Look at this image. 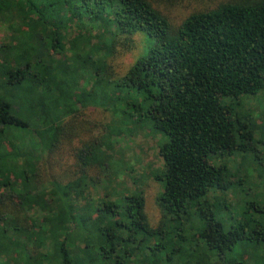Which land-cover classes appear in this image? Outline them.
I'll return each mask as SVG.
<instances>
[{"label": "trees", "instance_id": "1", "mask_svg": "<svg viewBox=\"0 0 264 264\" xmlns=\"http://www.w3.org/2000/svg\"><path fill=\"white\" fill-rule=\"evenodd\" d=\"M1 28L0 264H264V137L239 105L264 90V0H0ZM137 34L146 52L112 81L108 60ZM102 81L142 93L167 137L156 226L142 190L88 203L118 161L88 120L117 109Z\"/></svg>", "mask_w": 264, "mask_h": 264}, {"label": "rangeland", "instance_id": "2", "mask_svg": "<svg viewBox=\"0 0 264 264\" xmlns=\"http://www.w3.org/2000/svg\"><path fill=\"white\" fill-rule=\"evenodd\" d=\"M188 11V7L182 6L178 7V9H173L174 22L178 23ZM73 33H75V30L70 32L71 36ZM3 36L4 28H1L0 40ZM133 40L135 46L131 50L119 53L108 60V65L111 66L110 71H112L109 76L112 81L122 77L133 62L146 52L147 48H145L142 35L137 34ZM92 83V80L88 83L84 82L83 87L89 89ZM97 91L99 94H106L107 99L103 98L104 102L108 101L107 103L113 104V107L117 109L105 111L103 110L105 104L104 107L101 105L98 109H87V111L94 110L96 112H92L91 120L89 118L88 120L96 122L97 127L94 129V135L101 136L106 134L104 137L105 144L109 151L112 152V155L118 158V161H114L113 172L115 177L114 179L112 178L113 181L110 184L102 183L96 187L92 192V196L88 198V203L98 206L104 202H120L124 195L132 193L134 189L142 190L145 197V212L148 220L152 226H156L161 216L156 204V198L163 189V183L155 181L153 175L162 169L163 164L158 156V148L167 141V137L161 132L153 130L151 122L142 117L141 113L144 109L141 105L142 93L135 92L133 89L129 91L127 88L107 87L104 81L97 86ZM118 98L121 99L118 100ZM239 102L240 110L253 117L255 122L261 127L262 133L259 134L260 137H264V90L254 95L242 96ZM103 111L104 113H102ZM123 111L124 113H122ZM114 121H119L114 127L122 133L111 137L113 135L109 133L111 128L107 127L106 131L103 130V126H113ZM109 137H111V140ZM222 162L229 168V176L236 181L233 192L241 199L247 189L246 185L237 182V179L243 176L244 171L243 167H239V159L229 158ZM233 192L227 196V200L231 203L237 201V197L233 195ZM214 197H216L214 203H218L219 198L217 197L219 196L216 194ZM220 206L222 207V204ZM238 208L234 211H238ZM35 211L33 214L31 213L34 216L36 214ZM227 215L229 220V212L226 213V217ZM37 216L42 217V213L38 212ZM43 220L44 218L41 219V222ZM85 237L89 240L91 233H87ZM77 240L74 239L73 244ZM77 245L82 247L84 244L78 242ZM47 252L50 251L47 250ZM39 254H44V250L38 249L37 255Z\"/></svg>", "mask_w": 264, "mask_h": 264}]
</instances>
